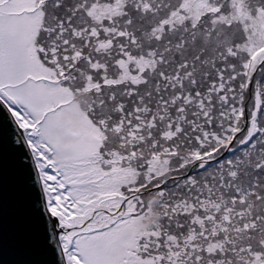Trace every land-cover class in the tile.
I'll use <instances>...</instances> for the list:
<instances>
[{"label": "snow or ice", "instance_id": "6c2138e0", "mask_svg": "<svg viewBox=\"0 0 264 264\" xmlns=\"http://www.w3.org/2000/svg\"><path fill=\"white\" fill-rule=\"evenodd\" d=\"M6 151L36 264H264V0H0Z\"/></svg>", "mask_w": 264, "mask_h": 264}, {"label": "water", "instance_id": "95a60500", "mask_svg": "<svg viewBox=\"0 0 264 264\" xmlns=\"http://www.w3.org/2000/svg\"><path fill=\"white\" fill-rule=\"evenodd\" d=\"M28 196L10 152L0 169V264H36L44 257L31 244Z\"/></svg>", "mask_w": 264, "mask_h": 264}, {"label": "clouds", "instance_id": "9594fccd", "mask_svg": "<svg viewBox=\"0 0 264 264\" xmlns=\"http://www.w3.org/2000/svg\"><path fill=\"white\" fill-rule=\"evenodd\" d=\"M147 222V221H146Z\"/></svg>", "mask_w": 264, "mask_h": 264}]
</instances>
